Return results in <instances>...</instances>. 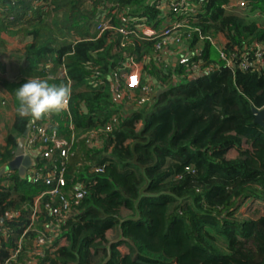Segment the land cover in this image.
<instances>
[{"label": "trees", "instance_id": "16d2710c", "mask_svg": "<svg viewBox=\"0 0 264 264\" xmlns=\"http://www.w3.org/2000/svg\"><path fill=\"white\" fill-rule=\"evenodd\" d=\"M155 1L0 0V58H24L18 79L2 77L0 60V86L15 108L0 166L13 158L27 125L17 115L15 87L29 77L47 79L71 89L67 110L50 116L67 149L68 188L81 184L87 191L38 264H264V211L237 215L248 201L264 202V117L260 123L254 115L264 108V68H239L256 44L264 47V0H248L243 10L221 7L230 0H194L203 12L193 26L217 45L223 37L218 47L233 65L192 30L191 47L218 70L191 80H181L184 68L168 59L166 66H142L154 41L133 38L119 47L112 30L97 37L98 12L108 8L113 25L121 24L119 13L156 26ZM127 54L165 86L156 83L164 91L144 105L125 99L121 109L110 76L119 78ZM112 116L118 121L99 146L86 143L81 136L103 132ZM42 190L16 172L0 178V264H26L40 223L25 230ZM123 209L129 214L122 216ZM13 211L18 215L5 218Z\"/></svg>", "mask_w": 264, "mask_h": 264}, {"label": "built area", "instance_id": "2783aa9c", "mask_svg": "<svg viewBox=\"0 0 264 264\" xmlns=\"http://www.w3.org/2000/svg\"><path fill=\"white\" fill-rule=\"evenodd\" d=\"M155 4L160 9L156 26L147 23L144 18L130 20L125 14L119 13H117V18L121 24L113 25L111 17L107 16L109 8L100 10L95 26L97 37L106 30H112L120 38L119 47L127 46L133 38L154 41L151 53L143 57L142 66L152 61L163 65L168 59L173 64L184 68L181 80H191L199 76H209L218 70L217 66L207 64L205 54L200 52L201 49L191 47V31L195 30L200 34L201 41H209L211 47L216 49L218 59L229 66L233 65L219 49L213 37L203 36L200 29L193 26L197 16L203 12L199 9L201 4H197L194 0H156ZM247 4L248 0H230L228 4L221 5V7L243 10ZM255 46L257 49L254 50L253 56L243 58L239 62V68H264V47L258 44ZM118 71L119 78L114 74L110 76V86L114 100L121 106V109H125L126 101L140 106L144 105L150 100L152 94L159 90L157 84L161 85V88L165 86L146 74L140 64L129 54L125 55ZM59 75H65L64 71L61 70ZM175 79L173 81H177ZM94 82L97 83V81ZM139 87H141V92L135 96L134 90ZM67 104L64 111L67 110ZM117 121L118 118L112 116L103 132L94 130L81 137H84L90 146H99L100 137H106ZM64 146L65 142L56 138V124L53 123L50 114L31 124L24 147L25 152L33 156L35 163L28 170L25 178L33 184L41 185L43 190L33 202L31 221L25 230V232L29 230L35 222L40 223L39 227H34L35 236L28 250L26 264H38L39 260L45 257L46 252L52 250V245L65 226L72 208L79 206L87 193L86 188L81 184H74L71 185V189L68 188L64 172L68 153ZM54 152L57 153L56 156ZM56 157L57 162L52 164ZM102 171L101 167L90 168L91 173ZM17 215L18 212L13 211L7 213L5 218L12 219ZM20 247V242H18L16 249L11 252V258L19 253Z\"/></svg>", "mask_w": 264, "mask_h": 264}, {"label": "clouds", "instance_id": "9594fccd", "mask_svg": "<svg viewBox=\"0 0 264 264\" xmlns=\"http://www.w3.org/2000/svg\"><path fill=\"white\" fill-rule=\"evenodd\" d=\"M71 95L67 85L50 84L47 79L27 78L14 89L17 115L27 123L40 120L47 114L64 109Z\"/></svg>", "mask_w": 264, "mask_h": 264}, {"label": "crops", "instance_id": "0c3cea01", "mask_svg": "<svg viewBox=\"0 0 264 264\" xmlns=\"http://www.w3.org/2000/svg\"><path fill=\"white\" fill-rule=\"evenodd\" d=\"M218 43H223L224 39L223 37H218L217 38ZM8 49H10L9 51H11V49H13L12 47H8ZM8 57V55H7ZM6 56H2L0 58L1 62H3L5 64L4 61H8L10 59H13V62L17 65L16 69H15V73H14V77L11 78L8 73H7V67L5 69V72L2 74V77H5L7 79H18L21 76H23V71L20 68V66L22 65V63L24 61H22V58L19 59L18 56L11 55L10 58H7ZM6 65V64H5ZM1 75V74H0ZM14 115H15V108L13 106V102H12V98L11 96L0 86V151H2L4 145H5V138L8 132V128L10 127V125L12 124V121L14 119ZM25 154H27V152H25ZM30 155V154H28ZM31 156V155H30ZM33 158V156H31ZM33 161L35 163V159L33 158ZM8 164V163H7ZM5 165L0 166V169L3 168ZM30 168L27 169L26 174L28 172ZM15 171L12 172H7V173H14ZM7 173H5L4 175H2L0 178L4 177ZM17 173V172H16ZM25 174V176H26ZM5 182H2L1 184H3ZM36 196L33 199V202L35 201ZM32 202V205H33ZM2 223V222H1Z\"/></svg>", "mask_w": 264, "mask_h": 264}, {"label": "water", "instance_id": "95a60500", "mask_svg": "<svg viewBox=\"0 0 264 264\" xmlns=\"http://www.w3.org/2000/svg\"><path fill=\"white\" fill-rule=\"evenodd\" d=\"M164 90H158L157 95L162 93ZM254 115L256 116V121L261 123L262 118L264 117V109L254 110ZM32 123H27L24 132L22 133L21 138L19 139L16 149L14 151L13 158L8 162L6 166L0 169V177L7 172L15 171L17 174L24 178L28 168H31L34 164L33 158L25 154V138L30 132V127ZM3 222V219H0V223Z\"/></svg>", "mask_w": 264, "mask_h": 264}, {"label": "rangeland", "instance_id": "374dc122", "mask_svg": "<svg viewBox=\"0 0 264 264\" xmlns=\"http://www.w3.org/2000/svg\"><path fill=\"white\" fill-rule=\"evenodd\" d=\"M218 45H219V43H218ZM213 51H214V54H215V56L218 58V54H217V51H216V49H214L213 48ZM213 54V55H214ZM22 61H24V58H22ZM5 62V64H6V67H7V73H8V75L12 78V77H14V73H15V69H16V64L13 62V59H10V60H8V61H4ZM139 126V125H138ZM27 180V179H26ZM259 208V210H262V211H264V202L263 201H248L243 207H242V209H241V211H239L238 212V214L237 215H240V217H241V220H243L244 218H246V217H249V216H251V213L249 212L251 209H253V208ZM242 212V213H241ZM129 214V212L127 211V210H122V212H121V215L122 216H126V215H128ZM107 236L108 237H112L111 236V233L109 232L108 234H107Z\"/></svg>", "mask_w": 264, "mask_h": 264}]
</instances>
